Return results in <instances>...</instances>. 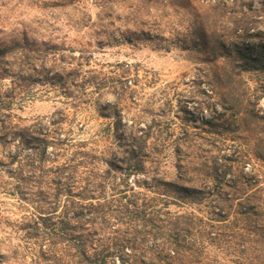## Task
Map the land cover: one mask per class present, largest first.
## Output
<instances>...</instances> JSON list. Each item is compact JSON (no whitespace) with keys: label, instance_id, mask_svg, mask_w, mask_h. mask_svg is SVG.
Wrapping results in <instances>:
<instances>
[{"label":"trees","instance_id":"trees-1","mask_svg":"<svg viewBox=\"0 0 264 264\" xmlns=\"http://www.w3.org/2000/svg\"><path fill=\"white\" fill-rule=\"evenodd\" d=\"M242 1L114 0L124 9L114 15L124 25L115 35H107L104 17L95 22L86 11L69 21L77 29L94 27L99 44L157 39L183 48L213 45L212 51L224 47L258 63L261 55L245 53L239 39L235 14ZM78 4L52 2L76 10ZM9 51L12 60L6 58ZM74 51L48 42L0 46V165H7L5 172L20 188L24 210L22 219L13 222L21 241L13 243L10 237L0 242L7 249L0 252L6 254L0 264L12 257L13 264H264V189L256 187L255 174L232 164L226 180V171L213 175L211 168L204 170L213 185L206 180L201 187L189 185L182 172L175 180L166 179L157 165L146 166L153 154L147 150L146 129L139 128L140 134L124 137L122 154L102 151L109 168L92 178L91 152L63 126L68 118L64 109L57 117L29 124L13 111L17 98L35 83L66 98L75 110L104 86L95 70L84 69L91 64L84 54L88 50L80 51L75 66L68 60L77 57ZM228 72L220 79L224 95L234 100L236 73ZM223 105L249 126L264 122V113L242 100ZM253 154L264 162L263 150ZM112 168L124 169L125 176L117 178ZM131 174L134 181L128 179ZM177 203H203L208 210L174 212L170 205ZM209 245L226 260L211 255Z\"/></svg>","mask_w":264,"mask_h":264},{"label":"rangeland","instance_id":"rangeland-1","mask_svg":"<svg viewBox=\"0 0 264 264\" xmlns=\"http://www.w3.org/2000/svg\"><path fill=\"white\" fill-rule=\"evenodd\" d=\"M54 1L0 0V46L48 42L73 48L77 57L68 59L73 66L80 51L86 49L89 53L84 54L89 55L91 64L84 69L95 70L105 84L76 110L48 87L30 85L13 105V111L25 123L57 117V111L64 109L68 118L62 121L63 126L71 129L77 142L83 143L82 148L91 152L92 178L99 179L109 168L101 154L104 149L122 154L124 137L140 134L139 128H145L147 150L153 154L145 159L146 166L157 165L166 179L175 180L182 172L189 185L201 187L205 180L213 185L212 175H204V170L211 168L213 175L226 171V180L233 164L243 173L255 174L256 187L264 189V162L253 154L254 150L264 151V122L249 126L241 115L223 105L225 100L239 99L264 113V0H243L235 14L244 51L260 54L262 60L258 63L224 47L212 51L213 45L183 48L157 39L99 44L94 27L77 29L69 16L86 11L95 22L104 17L107 35H115L124 27L123 21L114 16L123 12V6H117L114 0H78L76 10L52 6ZM110 9L115 12L107 15ZM13 51L6 58L12 60ZM225 70L236 73L234 100L224 95L220 78ZM220 112L222 116L217 114ZM155 146L157 150L152 148ZM0 150H4L1 144ZM6 168L0 165V242L11 237L17 243L21 240L13 224L22 219L24 210L20 208V188L15 187ZM112 174L122 178L125 170L112 168ZM133 176L128 179L134 181ZM170 209L198 214L208 210L203 203L171 204ZM6 250L0 246V252ZM208 252L226 260L214 246L209 245ZM5 255L0 253V260ZM14 259L7 264H13Z\"/></svg>","mask_w":264,"mask_h":264}]
</instances>
